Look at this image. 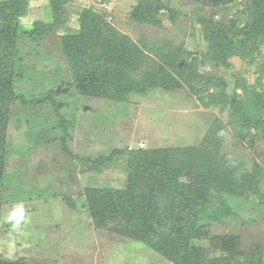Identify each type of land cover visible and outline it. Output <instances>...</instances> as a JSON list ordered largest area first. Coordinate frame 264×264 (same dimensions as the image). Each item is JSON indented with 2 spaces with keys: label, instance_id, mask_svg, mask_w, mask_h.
<instances>
[{
  "label": "trees",
  "instance_id": "16d2710c",
  "mask_svg": "<svg viewBox=\"0 0 264 264\" xmlns=\"http://www.w3.org/2000/svg\"><path fill=\"white\" fill-rule=\"evenodd\" d=\"M66 1L50 0L52 20L30 28L22 24L30 11L29 0L0 1V237L13 106L51 110L52 124L63 132L57 141L68 152L66 138L72 124L68 119L73 112L64 116L65 104L52 86L41 87L39 96L19 86L40 85L39 74L45 77L24 67L21 40L40 44L55 35L64 23ZM233 1L189 0L201 12L208 7L216 19L214 13L211 18L183 17V0H138L131 13L134 21L163 28L164 20L177 25L189 18L199 25L201 41L196 49L170 39L140 47L91 8L80 14L75 33L60 38L72 80L68 86L80 99L127 103L157 90L175 93L187 87L205 108H217L226 116L225 121L214 120L198 146L129 152L123 189L85 188L82 208L97 230L145 245L172 264H264V247L245 251L235 234L212 232L213 224L225 225L229 217L248 211L253 221L264 220L263 166L233 167V160L221 153L227 129L237 140L252 146L258 142L264 149V0H242L240 15L227 18L226 6ZM234 58L255 67L253 84L236 73L235 82L227 83ZM207 67L221 75L207 72ZM120 154L126 152L116 150L84 163L101 171ZM186 173L191 184L179 181ZM4 262L0 251V264Z\"/></svg>",
  "mask_w": 264,
  "mask_h": 264
},
{
  "label": "rangeland",
  "instance_id": "374dc122",
  "mask_svg": "<svg viewBox=\"0 0 264 264\" xmlns=\"http://www.w3.org/2000/svg\"><path fill=\"white\" fill-rule=\"evenodd\" d=\"M29 1L30 11L22 20L26 28L38 21L52 20L50 0ZM241 3L242 0H234L226 6L227 18L240 15ZM137 5L138 0H67L63 7L64 23L55 35L40 44L25 38L21 40L19 49L24 67L29 73H42L45 77L42 79L39 74L36 83L43 81L40 85L23 82L19 86L37 96L42 92L41 87L52 86L55 92L59 87L68 89L57 97L65 104L64 116L67 117L66 112L73 114L68 119L72 123L66 138L68 152H64L57 141L63 132L52 124L51 110L12 108L7 131L9 153L0 237V251L6 261L25 264H172L145 245L97 230L87 210L82 208V197L88 186L125 187L126 157L132 150L198 146L216 118L226 120L219 109L205 108L187 87L175 93L157 90L118 104L95 98L80 99L73 93L74 87L68 86L72 80L60 38L78 30L84 9L91 8L106 15L119 33L140 47L170 39L176 44L189 45L191 49L200 47L201 40L199 25L194 26L189 16L199 14L211 18L215 14L208 7L201 12L189 0H183L180 11L183 17L189 18H182L177 25L164 20L165 26L160 28L132 20L131 13ZM215 17L218 19L217 14ZM231 62L233 67L225 76L228 84L235 82L233 73L246 78L249 84L255 82L258 74L254 66L239 58ZM206 71L221 75L210 67ZM59 81L63 84L55 86ZM249 143L237 140L227 129L221 153L233 160V167L245 165L250 168L259 163L264 168L263 147L258 142L253 146ZM116 150L125 151L126 155H117L101 171L84 163L88 158L96 160L110 156ZM185 175L190 180L188 173ZM19 204L24 206L28 222L25 224V220H21V229L13 230L11 224L15 220L6 223L5 217ZM251 218L249 211L231 216L225 225L213 224L212 232L235 234L245 251L262 248L264 220L262 217L255 221Z\"/></svg>",
  "mask_w": 264,
  "mask_h": 264
},
{
  "label": "clouds",
  "instance_id": "9594fccd",
  "mask_svg": "<svg viewBox=\"0 0 264 264\" xmlns=\"http://www.w3.org/2000/svg\"><path fill=\"white\" fill-rule=\"evenodd\" d=\"M25 208L22 204L15 205L13 210L5 217V222L15 220V223L11 224L13 230L21 229V220H25V224L28 222V217L25 219Z\"/></svg>",
  "mask_w": 264,
  "mask_h": 264
},
{
  "label": "water",
  "instance_id": "95a60500",
  "mask_svg": "<svg viewBox=\"0 0 264 264\" xmlns=\"http://www.w3.org/2000/svg\"><path fill=\"white\" fill-rule=\"evenodd\" d=\"M219 0H212V3L213 4H216ZM68 89L66 90H63L61 87H59V89L56 91V94L59 95L60 92H67ZM179 181L181 183H184V184H191L192 182L190 180H188V176L185 175V176H182ZM73 205V203H72ZM74 206V205H73ZM3 264H25L24 262H20V261H6L4 262Z\"/></svg>",
  "mask_w": 264,
  "mask_h": 264
}]
</instances>
